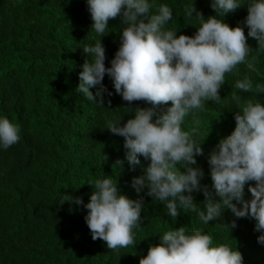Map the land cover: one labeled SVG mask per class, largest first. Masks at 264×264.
Instances as JSON below:
<instances>
[{"label":"trees","instance_id":"trees-1","mask_svg":"<svg viewBox=\"0 0 264 264\" xmlns=\"http://www.w3.org/2000/svg\"><path fill=\"white\" fill-rule=\"evenodd\" d=\"M157 2L172 9L166 28L176 29L177 36H192L199 26L195 14L185 15L186 5L193 3L205 19L216 14L211 0ZM246 16L247 4H243L225 14L223 22L243 28L246 43L253 49L248 59L256 57L252 67L241 63L227 73L219 90L222 101H206L204 110L187 116L182 125L191 129L199 121L195 139L203 154L196 157L193 167L203 170L200 184L210 191L214 190L209 153L235 128L238 108L231 101V93L238 91L235 81L248 76L254 88L264 84V51L256 50L257 41L247 36ZM108 23L109 32L100 38L91 29L86 0H0V115L21 129L20 141L0 150V264H139L149 246L158 244L159 234L169 227H185L188 232L201 229L214 242L235 244L243 264H264V245L257 242L254 219L236 218L227 208L209 224L187 210L171 218L163 202L146 195L147 189L137 194L131 187L132 179L143 174L149 161L141 158V166L132 170L125 159L123 137L106 127L120 115L122 126L133 118L137 107L151 105L143 100L124 101L107 74L102 83L113 95L105 94L102 106L88 102L76 90L78 74L88 58L82 51L85 44L101 39L106 67L119 48L126 25L120 17ZM240 94L242 102L255 96L254 92ZM256 99L264 105V92L257 93ZM117 160L123 164L116 166ZM106 175L117 178L121 194L130 199L143 197L140 226L133 229L134 246L108 249L106 242L91 238L85 223L83 205L93 191L90 184ZM248 184L254 186L255 182L245 185V199L251 197ZM66 195L73 199L65 200ZM192 195L202 210L203 192ZM75 198L83 204H76ZM234 220L236 227L232 228Z\"/></svg>","mask_w":264,"mask_h":264},{"label":"clouds","instance_id":"clouds-1","mask_svg":"<svg viewBox=\"0 0 264 264\" xmlns=\"http://www.w3.org/2000/svg\"><path fill=\"white\" fill-rule=\"evenodd\" d=\"M86 4L93 21L91 29L100 38L109 32L110 19L120 17L126 26L109 67L105 66L100 38L84 45L82 51L88 58L78 74L77 92L102 106L105 94L113 95L102 83L107 74L115 93L124 101L143 100L151 105L137 107L133 118L122 126L120 115L106 127L123 137L125 159L132 170L141 166V158L149 161L143 174L132 179L131 187L137 194L147 189L146 195L163 202L171 218L187 210L209 224L225 208L236 218H252L259 233L257 242L264 245V105L256 99L257 93L264 92V84L254 88L248 76L235 81L238 91L231 93V101L238 108L235 128L208 157L214 191L201 186L203 170L193 167L196 157L203 154L201 143L195 139L199 121L191 129L182 127L187 116L204 110L206 101H222L219 90L227 73L241 63L251 68V61L256 59H248L253 49L246 43L243 28L223 22L225 14L247 4V36L257 41L256 50L264 51V0H211L216 14L206 19L193 3L186 5L185 15L199 18L192 36H177L176 29L166 28L172 9L157 0H86ZM241 92H254L255 96L242 102ZM20 132L18 123L0 115V150L18 143ZM122 164L116 161V166ZM249 181L255 184H248L251 197L245 199ZM90 185L93 191L83 206L91 238L101 239L112 250L134 246L133 229L140 226L143 197L130 199L121 194L117 178L107 175ZM196 191L205 197L202 210L193 202ZM67 197L65 200L73 199ZM74 202L83 204L80 198ZM231 227H236L235 220ZM139 264H243V257L235 244L214 242L213 236L201 229L188 232L185 227H169L159 234L158 244L149 246Z\"/></svg>","mask_w":264,"mask_h":264}]
</instances>
